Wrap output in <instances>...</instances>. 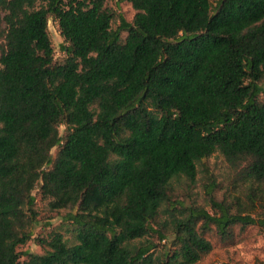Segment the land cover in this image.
<instances>
[{
  "label": "trees",
  "instance_id": "1",
  "mask_svg": "<svg viewBox=\"0 0 264 264\" xmlns=\"http://www.w3.org/2000/svg\"><path fill=\"white\" fill-rule=\"evenodd\" d=\"M106 1L0 0V264H195L211 226L220 241L264 231V0H123L134 15L115 29ZM214 153L241 210L205 171L209 209L187 203ZM39 182L79 205L65 218L75 243L54 231L21 255Z\"/></svg>",
  "mask_w": 264,
  "mask_h": 264
},
{
  "label": "rangeland",
  "instance_id": "2",
  "mask_svg": "<svg viewBox=\"0 0 264 264\" xmlns=\"http://www.w3.org/2000/svg\"><path fill=\"white\" fill-rule=\"evenodd\" d=\"M107 5L111 7L115 16L112 20L111 27L115 29L119 25V17H123L126 21L131 22L134 10L131 6L123 0H107ZM215 5V4H214ZM48 36L53 48V58L55 61H61L64 58V53L60 47L63 44V39L60 35L58 23L54 19H50L47 24ZM5 25L0 24V51L5 46L4 41ZM126 34L122 33V40ZM263 90H264V83ZM260 100L264 101V92L259 96ZM59 136L62 138L66 133V127L64 125L58 126ZM57 147H54L50 154L51 158L55 157ZM47 166L46 168H48ZM204 171L206 174H211L217 184L218 191L215 193L217 199H221L224 196L228 200H237L233 210H241L242 205H239L240 187L239 183L235 180L234 173L227 167L226 162L218 153L212 154L210 157L203 159L198 166V184L192 188L186 195L187 203L189 201L194 202L199 207L209 209L206 205L205 194L203 189V176ZM42 183L39 182L33 191L34 206L33 210L36 213L35 226L32 238L26 242L25 245L18 247L17 251L22 255L25 253L41 254L44 251V247L38 244L39 238H45L51 232H60L65 241L70 245L75 243L74 235L70 231L69 222L66 221V215L70 212H76L79 205H72L66 203L61 199L52 198L41 188ZM177 196L183 198V193L178 192ZM243 200V206H244ZM250 211L251 208L248 207ZM261 215L262 209L256 208L254 215ZM232 237L226 241H220L215 233V229L211 226L210 230H204V236L211 242V251L202 256L200 260L195 264H221L222 262H230L232 264H264V231L257 226H247L240 228L234 226L231 229ZM142 239L140 242H144ZM170 239L163 240L161 244L170 246ZM26 259V256H21L20 262Z\"/></svg>",
  "mask_w": 264,
  "mask_h": 264
}]
</instances>
